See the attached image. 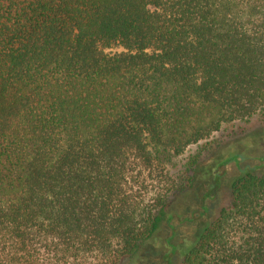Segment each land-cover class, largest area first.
<instances>
[{"label":"trees","instance_id":"obj_1","mask_svg":"<svg viewBox=\"0 0 264 264\" xmlns=\"http://www.w3.org/2000/svg\"><path fill=\"white\" fill-rule=\"evenodd\" d=\"M263 110L264 0H0V264H123L192 183L163 154ZM229 188L181 264H264V170Z\"/></svg>","mask_w":264,"mask_h":264},{"label":"rangeland","instance_id":"obj_2","mask_svg":"<svg viewBox=\"0 0 264 264\" xmlns=\"http://www.w3.org/2000/svg\"><path fill=\"white\" fill-rule=\"evenodd\" d=\"M197 153L198 166L191 185L172 197L168 217L137 254L123 264H165L164 253L170 250L169 244L177 245L169 264H181L178 250L229 203L230 182L247 170H264V110L247 120L224 123L209 139L188 146L178 155L163 154L164 166L177 174Z\"/></svg>","mask_w":264,"mask_h":264}]
</instances>
